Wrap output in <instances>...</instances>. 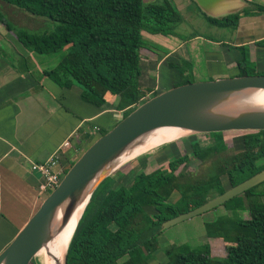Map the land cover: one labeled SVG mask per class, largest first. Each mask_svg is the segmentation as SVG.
Instances as JSON below:
<instances>
[{
	"label": "trees",
	"instance_id": "16d2710c",
	"mask_svg": "<svg viewBox=\"0 0 264 264\" xmlns=\"http://www.w3.org/2000/svg\"><path fill=\"white\" fill-rule=\"evenodd\" d=\"M0 1L55 24L50 32L33 34L17 28L0 11V24L27 51L44 56L65 50L57 65L45 71L47 78L60 88L76 85L80 99L97 108L118 97L116 108L128 109L122 119L148 99L138 82L140 51L152 52L155 46L142 40V32L176 35L174 29L182 21L171 0ZM254 8L264 12V7ZM238 18L239 14H233L221 20L206 17V21L210 26L234 28ZM254 46L264 48V40ZM249 50L248 46L230 48L238 70L235 77L260 75L255 72ZM176 69L184 74L185 67ZM190 82L182 76L174 87ZM106 132L100 131L93 142ZM225 134H206L207 145L191 136L190 153L171 156L167 170H138L128 185L118 184L112 176L106 178L78 221L67 249L66 264H149L165 221L224 193L227 189L222 178H226L230 189L264 170V131L237 136L242 147L239 152L227 147ZM172 146L175 144L162 149L169 151ZM190 158L207 165L205 178L194 184L181 182L184 174H175ZM174 190L180 196L170 202ZM261 197L264 182L219 206L227 213L204 223L206 237L224 244V257H213L206 246L194 252L186 245H169L164 250V264H264ZM244 212L246 219L233 217Z\"/></svg>",
	"mask_w": 264,
	"mask_h": 264
},
{
	"label": "crops",
	"instance_id": "0c3cea01",
	"mask_svg": "<svg viewBox=\"0 0 264 264\" xmlns=\"http://www.w3.org/2000/svg\"><path fill=\"white\" fill-rule=\"evenodd\" d=\"M171 1L182 19L183 13H189L193 4L196 15L199 13L221 20L239 14V18L234 28H226L228 31L209 26L214 34L227 32L228 39L194 35L185 40L176 35L146 34L145 37L155 38L152 40L154 46H166L167 51L160 52L157 47L152 52L145 49L140 51L138 82L148 98L171 89L182 80V76L188 79L196 77L198 68H194L193 61L201 65L200 58L204 61V73L214 80L223 79L224 76L210 71L214 66L221 67L222 71L237 69L231 47L248 46L251 59L259 66L264 65V48L254 46L256 42L264 40V12H257L254 8L264 7V0H199L207 14H215L214 17L205 14L194 0ZM0 11L14 19L25 16L20 9L1 1ZM194 16L192 14L191 18ZM40 56L27 51L0 24V252L27 223L42 201L37 195L40 178L37 173L29 171L30 163L46 161L68 141L69 146L63 148L61 153V165L66 170L71 161H76L91 145L100 131H109L128 110L116 108L118 97L97 108L80 99L76 85L60 88L45 75V71L54 67H41ZM185 63L192 66L191 71L190 68L186 69ZM182 66L185 67L184 74L180 75L176 67ZM162 69L167 75L166 84H161L157 78ZM176 73L179 74L177 78ZM95 129L99 132H95Z\"/></svg>",
	"mask_w": 264,
	"mask_h": 264
},
{
	"label": "water",
	"instance_id": "95a60500",
	"mask_svg": "<svg viewBox=\"0 0 264 264\" xmlns=\"http://www.w3.org/2000/svg\"><path fill=\"white\" fill-rule=\"evenodd\" d=\"M194 1L208 13L199 0ZM164 128L181 130L182 135L264 131V76L190 82L141 102L83 151L59 185L0 252V264H31L36 254L67 227L78 209H85L98 186L135 157L131 152ZM262 182L264 170L201 206L165 221L162 228L211 211Z\"/></svg>",
	"mask_w": 264,
	"mask_h": 264
},
{
	"label": "rangeland",
	"instance_id": "374dc122",
	"mask_svg": "<svg viewBox=\"0 0 264 264\" xmlns=\"http://www.w3.org/2000/svg\"><path fill=\"white\" fill-rule=\"evenodd\" d=\"M143 1H145V3L152 2L150 0H143ZM195 7L196 6L193 4L189 13L187 12L183 13L184 18L182 19L181 23L174 29L176 36H178L181 39H185V40H189L191 37H194V35L212 36V38H217V39H228V35L226 34L227 32L226 33L219 32L216 34L212 33V31L209 28L210 25H208L206 21V16L199 15V13H197L198 15H196L197 10ZM21 11L22 13H24L25 16H22L20 19L19 18L14 19L8 16L7 17L5 16V17L10 23H12L13 25L15 24L17 28L23 29L33 34H43L45 32H50L51 30L54 29L55 24L49 19L38 18L35 16H31L30 14L24 12L23 10ZM191 13L194 14L196 17L194 16V18H191L192 16ZM213 15L215 14H208L209 17H214ZM146 34H148V32L143 33L142 40L145 43H147L149 46L150 44H152V40H154L155 38L151 39L150 37H147V36L145 37ZM159 39H162V38H159ZM156 47L157 46H155V48ZM165 48L162 46H158L156 49L160 52L166 53L167 51ZM64 54H65V50H60L59 52L55 54L40 56L39 59H40L41 67L46 66L47 69L55 67L58 61L61 59V57ZM7 55L9 56L10 54L8 53ZM7 55H6V58L8 59ZM199 61H201V65H198V62L196 60L193 61L194 68L197 67L198 71H195L196 77L190 78V80L195 81V82L214 80L212 79L211 76H208L207 73H204V71L206 70L202 63L203 60H201L200 58ZM256 63L257 62H255V65H256L255 72L257 74L264 75V65L259 66V64H256ZM187 66L188 65H186L185 63L186 69L190 68V71H191L192 66L191 65L188 67ZM220 68L221 67L214 66L212 68V71L210 72H216L217 74L224 76L223 78H231V77H234V75L238 73L237 69L235 70L230 69L228 71H222V69ZM175 75H176L175 76L176 78L179 76L178 73H176ZM157 78L161 84H166L167 75L165 74L164 69L158 72ZM168 85L169 83L166 86ZM225 133H226L225 143L227 147L231 149L233 152L241 151L242 147L239 142V139H237L238 138L237 136L243 134V132H225ZM191 136H193L198 141H200L202 145L209 144L208 139L204 137L205 135L185 134V135L180 136L177 140L171 143H168V145L173 144V143L175 144V146H172L173 147L172 150L170 149L168 151L167 149L166 151L165 149H162L165 146H161V147L159 146V147L150 149L148 151H145L135 157H132L130 160L124 162V164L121 165L111 176L114 179H116L118 184L128 185L129 181H131L134 174L140 169L145 173H150L154 171L155 169L167 170V161L171 156L176 157V156H180L184 154L185 152L186 153L191 152L190 142H189L191 139ZM74 162L75 160L73 162L71 161L72 164ZM206 168H207L206 164L201 165L199 162L190 158V162L187 163L186 165L180 166L178 170L175 172V174H178V173L184 174L185 178L181 179V182H189V183L194 184L195 181L205 178ZM222 184L224 185L226 189L229 188L226 178H222ZM50 193L42 195L41 200L43 201ZM179 196L180 195L178 191L174 190L170 195L169 201L174 202L179 198ZM260 199L261 201H264V197H261ZM148 211H150V209H148ZM225 213L227 212L224 208L217 207L214 210L208 211L201 215L194 216L190 219L184 220L168 228H162L160 231V235L157 238L158 247L154 251L153 260H151L149 264H164L167 260L166 256L164 255V250L169 245H186L190 249H192L194 252H198L199 250H201L203 247L206 246L209 248L210 253L213 257H224L225 255L224 244L220 240H214V239L206 237L204 223L212 220L217 215H221ZM229 215L231 214L229 213ZM233 217L237 219H241V218L246 219L248 215H247V212H244V213H240L237 215L234 214ZM32 263L37 264L35 259L32 261Z\"/></svg>",
	"mask_w": 264,
	"mask_h": 264
},
{
	"label": "bare ground",
	"instance_id": "6f19581e",
	"mask_svg": "<svg viewBox=\"0 0 264 264\" xmlns=\"http://www.w3.org/2000/svg\"><path fill=\"white\" fill-rule=\"evenodd\" d=\"M183 133V131L174 128L160 129L151 135L144 145L133 150L130 155L137 156L151 148L172 142ZM83 209V206L79 208L67 227L36 254L35 261L38 264H63L68 243L74 233Z\"/></svg>",
	"mask_w": 264,
	"mask_h": 264
},
{
	"label": "built area",
	"instance_id": "2783aa9c",
	"mask_svg": "<svg viewBox=\"0 0 264 264\" xmlns=\"http://www.w3.org/2000/svg\"><path fill=\"white\" fill-rule=\"evenodd\" d=\"M95 130V132H99L98 129ZM68 146L69 142L65 141L61 147L55 150L46 159V161L41 163H30L29 171L37 173L40 178L37 188V195L40 199L42 195L52 192L59 185L62 177L66 173V170L61 165V153L63 148H67Z\"/></svg>",
	"mask_w": 264,
	"mask_h": 264
}]
</instances>
